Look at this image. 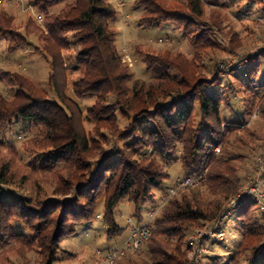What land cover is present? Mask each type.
Listing matches in <instances>:
<instances>
[{"label":"trees","instance_id":"obj_1","mask_svg":"<svg viewBox=\"0 0 264 264\" xmlns=\"http://www.w3.org/2000/svg\"><path fill=\"white\" fill-rule=\"evenodd\" d=\"M32 1L45 15L41 38L57 98L22 74L3 73L15 92L12 99L0 95V131L17 124L36 129L38 135L26 142L30 164L54 174L58 186L50 198L27 196L10 188L11 167L0 164V248L22 244L40 254L42 264H55L62 242L79 224L101 219L109 239L121 236L125 228L117 222V207L130 202L143 221L144 211L167 193L171 169L179 165L182 178L206 179V190L215 199L208 201L200 191L172 197L150 226L145 264H194L188 236L215 224L225 202L243 186L235 165L242 156L231 150V136L248 132L257 110L264 114V82L249 90L240 81L255 99L252 106L234 108L219 67L213 76L199 71V55L215 47L219 26L217 20H207L203 0H135L143 8L138 25L174 22L196 48L194 59L169 52L145 54L147 70L154 74L150 81L135 78L118 50L119 12L110 0H73L59 11L55 9L62 0ZM13 22L0 11V38L7 39L11 53L27 44ZM64 52L70 53V67ZM248 59L229 72L242 70ZM72 69L79 70L74 81L69 80ZM89 95L96 100L84 111L78 100ZM85 122L93 125L91 132ZM237 209L235 229L241 241L228 263L264 264V211L256 200Z\"/></svg>","mask_w":264,"mask_h":264},{"label":"rangeland","instance_id":"obj_2","mask_svg":"<svg viewBox=\"0 0 264 264\" xmlns=\"http://www.w3.org/2000/svg\"><path fill=\"white\" fill-rule=\"evenodd\" d=\"M71 1L73 0H62L55 11H59L65 3ZM110 1L119 12L115 22L118 31L117 47L124 62L135 74V78L150 81L154 76L147 70L145 54L158 55L169 52L194 59L196 48L190 44L185 33L176 23L168 22L160 27H142L138 25V20L143 8L137 7L135 0ZM166 1L169 4L176 3L175 0ZM203 1L207 20L209 22L217 20L219 26L214 29V41L217 42L215 47L204 50L199 55L197 67L207 76H213L216 67H219L224 85L231 87H226L225 93L233 107L252 106L255 99L252 90L245 92L242 83L239 82L242 81L249 90L253 84L259 85L264 82V0L258 4L248 0ZM0 11L14 18L13 29L22 33L27 41L23 48L11 53L7 39L0 38V95L7 99L13 98L15 89L9 87L5 77L3 78V73L9 72L22 74L38 87L47 90L50 98L56 99V94L49 84L52 73L50 59L44 54L45 43L41 38L45 30V15L32 0H1ZM39 14L44 15L43 22L38 20ZM64 56L66 66L70 67L72 64L69 60L70 53L64 52ZM245 59L249 61L242 70H237L233 74L229 72L243 64ZM78 74L79 70L72 69L69 72V80H76ZM241 99H245V102H239ZM95 100V96L89 95L78 100V103L86 111L94 105ZM24 127L17 124L0 131V164L7 162L11 167L13 183L10 188L31 197H53L54 190L58 186L57 178L52 173L40 171L39 166L35 169L30 164L31 154L25 150L26 142L38 135V131L25 130ZM85 127L89 132L93 130L90 122H85ZM246 128L248 132L231 136L232 142L235 143L230 147L242 156L235 165L238 167L243 186L236 196L225 202V211L215 224H207L188 236L187 240L192 246L189 258L194 264H230L228 256L236 251L241 241V235L235 229L240 209L235 211L236 208L232 207L231 202L238 195L252 188L257 181L263 182L258 203L264 211V169H262L264 114L252 118ZM239 137L242 139L239 140ZM171 174L172 179L167 182L170 186L185 176L179 165L171 169ZM205 181L206 179L196 187L183 188L176 195L188 191H200L208 201H211L215 198L206 190ZM242 199L243 203L248 201L245 195ZM243 203L240 206H243ZM115 214L118 224L125 228L123 235L109 239L107 228L101 219L79 224L75 227V234L62 242L59 260L55 264H109L99 253L103 252L105 255L121 248L128 241L133 225L144 226L148 218V213L144 211L145 219L140 222L135 216V206L128 201L122 202ZM130 219L132 223L128 222ZM219 221L222 222L221 225H218ZM146 246L147 244L143 243L140 248L129 249L127 254L115 264H145L149 259ZM4 251L8 253L3 254ZM41 260L40 254L22 244L0 248V264H42Z\"/></svg>","mask_w":264,"mask_h":264},{"label":"built area","instance_id":"obj_3","mask_svg":"<svg viewBox=\"0 0 264 264\" xmlns=\"http://www.w3.org/2000/svg\"><path fill=\"white\" fill-rule=\"evenodd\" d=\"M1 1V0H0ZM38 20L42 21L44 20V15L39 14ZM258 110L255 112L253 119H255L258 115ZM262 163V160H261ZM262 169H264V166H262ZM204 178L196 175V176H188L183 179L177 180L173 186H170L167 193L163 195L158 201L154 202L152 204V207L150 208L148 212V220L145 226H134L133 230L129 236L128 241L121 247L115 250H112L105 255L101 252L100 255L103 256V258L106 260V263L109 264H115L120 258L125 256L129 250V248L134 247L135 249L140 248L144 242H146L150 236H151V229L150 226L154 222L156 216L159 214V212L162 210V208L165 206V204L174 197L181 189L186 187H196L199 186ZM263 182L257 181L255 185L250 188L248 191L238 195L236 198H234L231 202L232 207L235 209L236 207L240 206L243 203L242 196L245 195L246 200H259L260 191L262 188ZM129 223H132V220L130 219L128 221ZM221 221H219L218 225H221Z\"/></svg>","mask_w":264,"mask_h":264}]
</instances>
